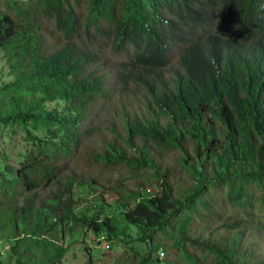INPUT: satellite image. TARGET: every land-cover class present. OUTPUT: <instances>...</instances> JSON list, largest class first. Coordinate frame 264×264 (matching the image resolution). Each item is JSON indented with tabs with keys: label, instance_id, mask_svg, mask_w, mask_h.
Listing matches in <instances>:
<instances>
[{
	"label": "trees",
	"instance_id": "trees-1",
	"mask_svg": "<svg viewBox=\"0 0 264 264\" xmlns=\"http://www.w3.org/2000/svg\"><path fill=\"white\" fill-rule=\"evenodd\" d=\"M86 4L84 16L79 13L82 0H30L25 8L0 11V52H5L19 79L15 84L23 87L32 81L42 93L33 102L37 111L28 104L0 122L18 120L29 141L38 139L29 122L42 123L48 131L56 125L65 142L56 153H32L30 161L21 162L15 180L0 183L9 202H0V216H10L22 235L27 226L34 230L18 238V247L52 244L58 227L68 220L88 224L90 230L107 229L110 238L117 235L116 225L124 222L125 229L139 230L140 241L149 249L130 264H151L154 251L168 252L187 243L214 254L211 264H264L257 245L239 232L245 220L257 223L249 211L255 205L250 194L259 188L264 191V0H87ZM51 23L55 30L47 37ZM100 41L108 43L114 54L131 55L121 65L120 93L136 87L150 96V117L127 116L124 145L105 138L103 149L89 143L91 132L95 133L90 127L93 120L106 122L111 114L102 101L114 94L99 75ZM49 101H60L62 107L49 108ZM160 117L168 121L162 124ZM137 142L143 148L136 147ZM132 146L141 153L140 159L129 155ZM156 148L178 154L179 165L193 176L192 188L181 190L169 180L168 170L163 174L156 170L160 193L153 195L149 189L150 193L136 192L113 203L93 194L90 202L97 203L99 213L92 220L77 217L76 191H101L105 184L75 169L80 154L93 167L102 163L117 169L128 164L138 172L154 166L151 152ZM216 190L224 191L222 199L247 219L224 221L223 229L237 231L210 244L189 233L196 216L202 219L199 207L220 215L219 207L225 203L213 197ZM17 198H25L21 207ZM109 204L117 211L108 213ZM52 246L56 257L43 264H55L62 253L57 244ZM185 255L192 264L197 262L194 253L186 250ZM19 258L21 264L27 263L26 257Z\"/></svg>",
	"mask_w": 264,
	"mask_h": 264
},
{
	"label": "rangeland",
	"instance_id": "rangeland-1",
	"mask_svg": "<svg viewBox=\"0 0 264 264\" xmlns=\"http://www.w3.org/2000/svg\"><path fill=\"white\" fill-rule=\"evenodd\" d=\"M30 0H0V11L6 12L12 10V8L27 7V3ZM87 0H82V6L79 7V13L81 16L86 14ZM15 14V13H14ZM45 23V22H43ZM55 30L54 24L51 23L48 26L46 36L51 37V32ZM98 56L100 70L99 75L104 77L108 82L110 91L114 94L108 100H103V104L106 108H111V114L108 121L97 120L90 125L91 132V147L103 149L104 139H108L111 142H122L120 145H124L123 140L126 139V117H134L140 115L145 116L148 113V107L150 106V96L148 92L142 91L133 87L130 93L121 94L119 90L118 78L121 65L127 63L130 60L131 55L128 53L114 54L111 46L103 41L98 43ZM177 56L174 57L173 63H176ZM18 77L11 69L6 54L4 51L0 52V120L11 116L18 115L20 110L30 104L32 112L38 110V107L33 105V102L42 96L40 89L31 85L32 81H26L23 87L17 86L15 83L18 81ZM46 106L52 109H60L62 104L60 101L47 102ZM144 115V116H142ZM97 119V117H96ZM161 123L164 124L167 117L159 118ZM168 121V119H167ZM56 125L52 126V130L48 131L47 127L42 123L35 125V122H29V128L32 134L38 139L36 141H29L26 131H23L18 120H13L7 123L0 122V183L2 180H15L18 175V171L22 168L23 160L25 163L30 161L32 153L37 151L56 153L63 145L64 137L56 132ZM88 128V126H85ZM136 147L140 149L143 145L137 142ZM148 148H153L152 143L148 144ZM129 155L141 158V153L132 149H129ZM76 157V156H75ZM151 159L153 160V167H149L141 171L130 170L128 164H122L117 169L104 168L102 163H96V167H93L92 161L88 158H84L81 154L77 157L76 165L74 166L81 174L85 173L86 177L99 178L105 184L103 188L98 191H88L85 189L77 190L76 194L80 200L76 205V215L90 220L99 213V208L96 202H90L93 199V194L97 193L104 195L105 199H109L110 203L115 202L117 198L128 199L133 193L136 192H149V189L153 195L161 192V182L156 176V170L159 174H163L168 170L169 180L175 187H179L181 190H187L193 187V176L186 172L178 163L177 153H167L160 151L157 148L151 152ZM103 167V168H102ZM99 177V178H98ZM97 184H100L97 181ZM92 189V188H91ZM225 190V189H224ZM85 191V192H83ZM150 193V192H149ZM215 199H218L225 203L223 207H219L216 216L213 211L199 207V215H197L194 223L191 226L189 235L193 239H198L202 242L208 241L210 244L216 243V241L223 239L225 236L232 237L237 230L223 229L222 223L229 219V223L232 224L237 219H247L245 213L239 212L235 207L229 204L228 200L222 199L225 197V192L216 190L212 193ZM88 201H82L81 199ZM97 197V196H96ZM264 191L257 189L256 193L250 194V201L255 202L252 214L257 217V223L253 226L251 222L245 220L242 230L239 232L244 234V239L249 243H255L258 254H264ZM25 198H17L18 206L21 207ZM134 204V198H131ZM242 199H240V202ZM0 202L3 204H9L8 200L0 191ZM20 203V204H19ZM110 208L108 213L117 211L116 206L109 204ZM116 205V204H115ZM106 206V204H104ZM242 212H244L242 210ZM23 217L21 218L22 221ZM65 225V226H64ZM118 227L117 235L110 238V233L107 229L101 231H95L89 229L88 224L80 223L78 225L72 224V220H68L63 225L58 227L55 238L52 244H26L25 246L18 247V238L23 239L24 236H30L33 234L31 227H26V235H22L15 229V222H11V218L8 215L0 216V264H21L19 256L26 257L24 264H43L47 258L53 259L55 256V247L53 244H57L62 250L56 258L55 264H91L92 253L94 257L93 264H130L133 261H139L143 256L149 253V249L146 244L140 241L141 234L135 227L125 229L124 222L116 225ZM71 227H73L71 229ZM65 229V231H64ZM110 235V236H109ZM194 253L197 257L195 264H211L215 260V255L208 253L201 248L200 245L187 243L184 247L179 249H173L165 251L159 249L152 253L154 259L151 264H192L191 261L185 255V251ZM54 264V263H51Z\"/></svg>",
	"mask_w": 264,
	"mask_h": 264
}]
</instances>
